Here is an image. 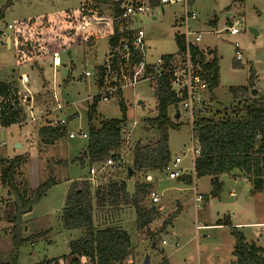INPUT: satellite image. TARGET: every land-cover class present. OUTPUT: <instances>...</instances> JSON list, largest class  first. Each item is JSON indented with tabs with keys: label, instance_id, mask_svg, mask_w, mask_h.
I'll return each mask as SVG.
<instances>
[{
	"label": "rangeland",
	"instance_id": "rangeland-1",
	"mask_svg": "<svg viewBox=\"0 0 264 264\" xmlns=\"http://www.w3.org/2000/svg\"><path fill=\"white\" fill-rule=\"evenodd\" d=\"M109 1L121 2V7L136 1L144 4L146 11L134 16L130 27L142 32L146 63L152 64L162 56L178 53L175 36L185 32L183 24L176 25L177 21L184 18L185 10L181 3L162 5L159 0H155L156 4L152 7L150 0ZM81 5L88 6L87 11H92L93 15L102 13L112 17L111 4H97L94 8V0H0V33H5L6 36L12 34L7 26L16 21L74 9ZM188 12H193L196 16L188 21L189 31L201 34V41L196 44L197 49L204 51L205 55L214 51L217 57L218 82L211 93L208 90L202 93L205 103L198 112H193L192 117L181 106L177 108L178 119L173 118L174 109L169 111L172 123L179 125V130L169 131L168 147L173 159H182L181 169L184 171L192 168L191 149L198 147L193 138L191 123L198 116L210 117L223 111L229 112L230 106L237 103L230 89L246 86L250 70L254 74L253 89L257 91L254 97L264 98V0H190ZM236 21L240 23L239 33L231 37L226 30ZM189 40L192 41V37ZM6 41L7 39L0 38V82L16 84L19 91L18 102L25 119L8 128L0 127V159L20 157L21 165L15 176L20 192L28 194L46 181L54 182L30 214L21 217L19 226L23 244L19 249L17 264H40L68 255L69 243L78 238L75 236L77 232L64 230L59 220L67 192L65 182L76 176L88 181L90 168L99 171L97 186L91 185L92 191L110 181L125 180L127 167L132 164L133 145L137 141L147 144L157 139L155 128L144 122L156 117L155 98L148 80H138L130 87L122 80L114 83L117 92L120 90L121 97L116 92L108 102L102 101V91L96 85L95 73L107 59V38L94 41L87 47L78 46L70 52L61 53L62 64L59 68H52L51 58H47L44 69L40 68V71L38 65L30 64L33 73L27 67L18 69L20 66L15 64L13 47L10 48L8 43L9 50L4 47ZM234 44L238 45L242 55V61L237 63L238 67L233 64ZM20 72L28 74L26 88L30 93L21 87ZM84 72L92 74L85 82L80 81ZM53 85L60 103L65 106L61 110H53L55 103L49 92ZM98 95L96 115L99 119H120V99L127 109V120L121 136L123 148L120 151V169L105 167L102 170V163L91 167L85 165L83 168L73 164L84 149L86 139L77 137L71 140L68 135L76 134L79 130L86 133L87 108ZM31 103L33 107L29 112ZM73 110H77L79 116H72ZM31 114L34 121L30 120ZM60 119L66 120L67 137L53 145L41 144L38 130L47 125L55 126L52 123L59 122L57 120ZM157 174L158 186L161 182L168 181L166 172ZM146 176L126 178L127 192L132 193L136 183L153 182L151 177L148 182ZM219 183L216 197L212 193L214 186L211 179L207 177H194L192 184L185 185L183 194L174 202L168 201V196L158 194L160 202L154 207L160 213V219L152 228L158 229L170 215L176 217L160 237L155 250L149 248L148 242L141 241L132 207H107L104 211L94 208V225L98 229L120 228L128 233L131 241L130 256L123 264H144L146 256L149 257V264H160L162 261H166V264H234V229L244 235L247 243H254L262 248L264 255V192H252L250 183L242 178L233 179L223 175ZM194 195L203 197L200 209L195 207ZM11 208L12 201L7 187L0 183V256L3 259H8L15 251L10 236L12 225L8 221ZM226 219H229L230 226H216L218 221ZM36 235L41 236L36 239ZM70 260L68 258L63 264H70ZM78 264L90 263L80 258Z\"/></svg>",
	"mask_w": 264,
	"mask_h": 264
},
{
	"label": "trees",
	"instance_id": "trees-1",
	"mask_svg": "<svg viewBox=\"0 0 264 264\" xmlns=\"http://www.w3.org/2000/svg\"><path fill=\"white\" fill-rule=\"evenodd\" d=\"M104 3L111 4L114 18L119 16L121 2L94 0V8H96L95 5ZM155 4V0H150L152 7ZM87 7L81 5L74 9L16 21L13 25L15 64L17 66L36 64L37 66L39 61L47 59L54 53L70 52L78 46L87 47L101 39L99 24L104 22L105 18L102 13H97V18H92V11H87ZM81 30L85 34H82ZM120 37L122 35L119 33L117 24H113L112 34L107 37L109 54L117 46ZM175 41L178 48L177 54L184 53L186 51L184 38L176 35ZM189 54L193 63L200 66L207 90L211 93L218 82V64L214 51L209 52L212 56L210 61H206L196 47H190ZM113 55L110 61L113 70H116L115 65L123 64L124 61L120 59V55ZM173 56L166 55L161 58L168 62ZM141 61L142 55L139 53L130 54L131 66ZM237 63L234 60L235 67H238ZM37 67L40 71L41 67L39 65ZM170 70L168 63H165L158 73L150 67L145 69V78H151L149 82L155 98L156 117L144 122L155 128L157 139L147 144L137 141L133 145L132 164L127 167V170L132 171L131 177L135 175L145 177L152 172L163 173L171 161L168 133L170 130H179V125L172 123L169 111L171 108L174 109V118L182 99L178 98L171 89ZM250 72L246 86L230 89L233 99L237 100V106H230L229 112L223 111L210 117L198 116L192 123L193 138L198 145V155L193 161L195 178H211L214 197L217 196L220 188V183L215 182L214 179L233 172H239L250 183L252 192H264V98L250 96V90L254 87V74L252 70ZM97 73L96 85L100 90L105 75L104 68L99 66ZM117 95L121 97L120 90ZM99 97V95L95 96L87 108L86 143L79 156L73 161V164H78L80 168L85 165L91 167L95 164H103L109 158L116 160L123 148L122 128L127 120L124 102L122 99L119 100L120 119L102 120L96 115ZM0 99L3 100L0 103L1 128L17 125L25 119L23 109L18 102V88L15 83L0 82ZM66 125L65 123L41 127L37 132L40 143L53 145L65 139ZM20 165V157L0 159V183L7 187L12 201L8 221L12 225L10 236L15 249L8 259L0 256V264H17L19 249L23 244L19 233L21 217L30 213L54 185V182L49 180L28 194L20 192L15 179L16 170ZM127 174L128 171L125 173L126 178ZM125 180L110 181L99 185L93 191L87 180L75 181L68 186L60 221L64 230H77L80 233L79 238L69 243L67 257L71 259L70 264H78L80 258L87 259L90 264H123L130 256L131 241L128 233L114 227L98 229L93 220L94 208L104 211L107 207H132L135 212L136 230L142 238L141 241L148 242L151 250L157 249L160 237L165 234L166 228L176 215H170L158 229H153L152 225L160 219V213L147 200L148 193L153 189L151 183L144 181L136 183L132 194H129ZM179 181L190 185L193 179L190 176H184ZM216 226H230L229 219L223 222L218 221ZM233 235L235 237L232 252L234 264H264L262 248L254 243H247L244 235L236 229ZM40 236L36 235L35 238ZM67 257H62V260ZM57 262L58 259H54L40 264H56ZM160 264H166V261Z\"/></svg>",
	"mask_w": 264,
	"mask_h": 264
},
{
	"label": "built area",
	"instance_id": "built-area-1",
	"mask_svg": "<svg viewBox=\"0 0 264 264\" xmlns=\"http://www.w3.org/2000/svg\"><path fill=\"white\" fill-rule=\"evenodd\" d=\"M159 3L162 5H175L178 3H181L184 6V18L182 21H177L176 25L181 26L182 24L185 26V32L178 36H182L184 38V44L186 51L181 54H175L172 59H170L168 62H165L161 57L157 59L154 63L149 64L145 62V46L144 41L142 38V32L138 29H132L130 27L131 20L134 16L138 14H143L146 9L144 8V4L141 1H136L131 4H125L121 7V13L116 18L108 17L107 15L103 14L104 16V22L100 23L99 25V34L100 38H107L109 35L112 34L113 31V24H117L119 33L122 35L120 37V40L118 41V44L116 47L113 48L112 53L107 54V59L105 60L104 64L102 65V68H104L105 75L103 77V85L100 88L102 91L101 99L103 102H108L110 98L114 96V94L117 92V88H115L114 83L116 81H122L124 80L126 85L133 86L135 82H138V80H148L150 81L151 78H145V69L146 67L153 68L154 72L158 73L160 68H163L165 63H168L170 66V83H171V89L175 93V95L182 99L179 106L182 107V109L189 113V115L192 117L193 112L200 109L202 105L205 103V99L202 97V93L207 91V84L205 80L203 79L202 70L199 65H195L190 57L189 54V48L190 47H196V44L201 41V34H196L189 31L188 28V21L190 19H194L196 16L193 12H188V5L190 3V0H159ZM89 18V17H87ZM92 18H97V15L92 14ZM101 20V18H100ZM15 23V22H14ZM14 24L8 25L7 29L11 30L12 34L9 36H6L5 33H0L1 39H7L9 47H13L14 42V35H13V27ZM238 26H240L239 22H234L232 26H230L226 31L228 32V35L233 37L236 36L239 33ZM98 32V31H95ZM82 34H85L81 30ZM189 37H192V41L189 40ZM234 60L236 62L242 61V55L238 49V45L234 44ZM132 52L139 53L142 55V61L138 64L130 65L129 64V58L130 54ZM113 54L120 55L123 59V64L117 63L115 65V69L113 70L111 65V59L113 58ZM51 58V64L52 68L56 69L61 66V58L59 53H54L53 55L48 57ZM95 75L98 79V73L96 71ZM92 77V74L89 72H84L80 76V81L85 82L87 78ZM22 79V78H21ZM120 79V80H117ZM97 81V80H96ZM51 99L55 103V107L53 110H61L65 106L62 105L55 94V88H52L50 90ZM19 95V93H18ZM31 99V96H30ZM33 107V104L31 103V106L28 108V111L30 112ZM30 120L34 121L35 118H33L32 114L30 116ZM66 123V120L61 119L59 122H55V125H64ZM192 126V123H191ZM193 133V132H192ZM77 137H80L82 139L87 138V133L82 132L79 130L76 134L70 133L68 135V138L73 140ZM192 157H191V163L192 168L190 171H184L181 169L182 159L179 157H176L175 159H172L170 163L168 164L165 172L167 175V178L172 181L179 180L180 178L184 176H190L192 179L195 177L194 168H193V161L194 158L198 155V147L191 149ZM105 167H110L113 169H120L122 167V157L119 156L118 159L114 160L112 158L107 159L101 169L103 170ZM101 170V171H102ZM99 171L90 168L89 170V178L88 181L91 185L97 186V175ZM146 180L148 182L151 181L150 177H146ZM231 196H234V194H231ZM194 203L196 209H200L199 204L202 201L201 196L194 195ZM147 200L152 204L153 206H156L160 202V197L157 192H154L151 190L147 195ZM199 229V227H197ZM163 245L165 242L162 243Z\"/></svg>",
	"mask_w": 264,
	"mask_h": 264
},
{
	"label": "crops",
	"instance_id": "crops-1",
	"mask_svg": "<svg viewBox=\"0 0 264 264\" xmlns=\"http://www.w3.org/2000/svg\"><path fill=\"white\" fill-rule=\"evenodd\" d=\"M8 42L6 41V44L4 45V47H6V50H9L8 48H7V46H8V44H7ZM197 48V47H196ZM199 51V50H198ZM201 52V51H200ZM204 51H202L201 53H202V55L204 56V58H205V60L206 61H210L211 59H212V56L209 54V53H207L208 55H205L204 53H203ZM47 61V59H45V60H42V61H39V63H38V65L41 67V70H43L44 69V65H45V62ZM239 63V62H238ZM24 67H27V69L29 70V71H31V69H32V65H30V64H25V65H22V66H20L18 69L20 70V69H23ZM33 70V69H32ZM23 72V71H22ZM22 72H20L19 73V75H20V77L22 78L21 80H19V82H20V84H21V87H22V89H24L25 88V91H27V92H29L30 93V90H28V88H26V84H28V79H27V75L28 74H26V73H22ZM31 73H33V71H31ZM39 73V72H38ZM49 88H51V87H49ZM52 88H54V85L52 86ZM51 88V89H52ZM42 89H43V85H42ZM41 89V90H42ZM50 89V90H51ZM19 92V91H18ZM264 93V92H263ZM71 114H73L72 116H75V117H77V116H79V113L77 112V110H73V112L71 113ZM61 120V119H60ZM60 120H57V121H60ZM56 122V121H55ZM54 122V123H55ZM54 123H52V124H54ZM173 158L171 157V160H172ZM158 172H152V173H149V174H147V176L146 177H151L152 178V181L154 182V185H152V188L155 190V191H157V192H159L158 194H161L162 196H168V201H170V202H174V201H176V200H178L180 197H181V195L183 194V192H184V186L185 185H187V184H185L184 182H182V181H179V180H176V181H172V180H169L168 178H167V180L168 181H163V182H161L160 184H159V186H158V183H157V174ZM163 173H165V172H163ZM166 175V174H165ZM159 176V175H158ZM228 177H230V178H233V179H236V178H242L243 180H246V179H244L242 176H241V174L239 173V172H233L232 174H230V175H227ZM185 177H188V176H185ZM221 177L222 176H220L219 177V181L221 180ZM150 178V179H151ZM207 178H209V177H207ZM84 178H80V176H76V178H69V181H67V182H65L66 184H65V186H66V189H68V185L71 183V182H74V181H82ZM209 179H211V178H209ZM128 180V179H127ZM247 181V180H246ZM153 182H151V183H153ZM129 193V192H128ZM129 194H132L131 192L129 193ZM160 196V195H159ZM202 199H203V197H202ZM62 210V209H61ZM28 214H30V213H28ZM28 214H25L24 215V217H26ZM60 214H61V212H60ZM59 220H60V215H59ZM208 227H211V226H208ZM72 231H75V233H76V237L78 236V238L80 237V233H79V231H77V230H72ZM168 233V232H167ZM63 257H67V255L66 256H63ZM69 257H67L66 259H64V260H62V258H58V262L56 263V264H63V263H65L66 262V260L68 259ZM82 259H84L85 261L87 260V259H85V258H82ZM52 260H54V259H52ZM46 261H50V260H46Z\"/></svg>",
	"mask_w": 264,
	"mask_h": 264
},
{
	"label": "water",
	"instance_id": "water-1",
	"mask_svg": "<svg viewBox=\"0 0 264 264\" xmlns=\"http://www.w3.org/2000/svg\"><path fill=\"white\" fill-rule=\"evenodd\" d=\"M227 17H229V15ZM256 94H257V91L252 89L251 92H250V95L254 97ZM175 118L176 119L179 118V114L178 113H176ZM17 146H19V145H17ZM127 171H128L127 179H130L132 171H131V169H128ZM214 180H215V182H219V177H216ZM144 264H149V257L148 256H146Z\"/></svg>",
	"mask_w": 264,
	"mask_h": 264
}]
</instances>
